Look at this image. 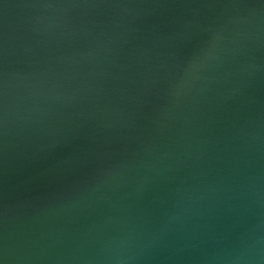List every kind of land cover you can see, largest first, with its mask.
Segmentation results:
<instances>
[{"label":"water","instance_id":"obj_1","mask_svg":"<svg viewBox=\"0 0 264 264\" xmlns=\"http://www.w3.org/2000/svg\"><path fill=\"white\" fill-rule=\"evenodd\" d=\"M0 264H264V0H0Z\"/></svg>","mask_w":264,"mask_h":264}]
</instances>
